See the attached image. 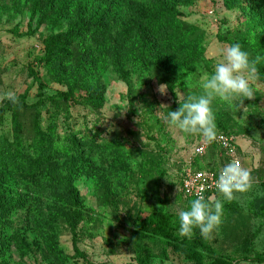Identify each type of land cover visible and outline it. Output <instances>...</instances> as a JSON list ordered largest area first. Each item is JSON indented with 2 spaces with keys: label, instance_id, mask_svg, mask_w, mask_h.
<instances>
[{
  "label": "rangeland",
  "instance_id": "obj_1",
  "mask_svg": "<svg viewBox=\"0 0 264 264\" xmlns=\"http://www.w3.org/2000/svg\"><path fill=\"white\" fill-rule=\"evenodd\" d=\"M185 1L177 0L179 18L201 37L204 56L200 63L177 65L162 54L142 65L135 47L128 60L87 74L76 70L80 48L73 42L69 64L74 71L66 68L65 78L56 80L45 67H39L48 96L68 89L85 96L89 87L102 89L103 100L96 108L82 102L36 104L37 83L29 77L28 65L44 54V38L65 30L69 23L63 20L54 28L45 20L43 13L52 8L50 0H0V105L8 92L26 104L14 113L6 112L0 120V143L3 139L12 143L15 136L29 143L38 127L43 132L53 129L54 140L60 144L73 136L103 146L100 154L88 156L80 176H69L66 159L58 158L53 160L54 176L41 171L10 172L9 182L0 179V190L8 189L11 202H16L15 208L0 215V264H56L41 232L53 237L68 256V264H139L146 257L148 264H194L161 236L140 234L134 225L152 211L170 213L175 234L194 246L195 232L190 239L178 233L176 210L191 201L180 190V175L188 167L217 165L224 157L213 147L203 157L194 156L193 148L202 137L170 129L163 115L166 106L176 110L178 100L200 92L201 77L213 71L228 46L219 37L241 34L248 18L242 11L246 0H228L237 3L233 8L226 6V0ZM120 4V10L111 9L116 18L134 23V0ZM111 23L117 33L116 20ZM249 55L254 59L264 55V50ZM160 85H167L163 94ZM252 87L254 96L244 99L238 109L218 101L212 105L217 132L222 124L242 151L251 187L224 202L221 223L211 238L198 233L204 246L195 243V247L203 264L215 257L232 259L235 264H264L252 260L256 255L264 258V82L257 76ZM68 182L79 198L75 244L70 222L76 215Z\"/></svg>",
  "mask_w": 264,
  "mask_h": 264
},
{
  "label": "trees",
  "instance_id": "obj_2",
  "mask_svg": "<svg viewBox=\"0 0 264 264\" xmlns=\"http://www.w3.org/2000/svg\"><path fill=\"white\" fill-rule=\"evenodd\" d=\"M50 2L52 8L43 13V17L46 15L45 20L54 28L60 27L63 20H67L69 24L65 30L51 33L44 38V54L28 65V75L37 83L38 106H43L49 100L69 104L82 102L96 108L100 107L103 90L98 87H89L85 96H76L71 89L57 91L52 96H48L45 92L46 85L42 81L39 67H45L56 80L65 78L66 68L74 71L69 64L70 45L73 42H77L80 48V59L76 70L87 74L95 70L101 73L111 63L128 60L133 55L135 47L138 51L137 61L142 65L150 64L153 58H162L163 55L177 65H195L203 61L204 48L201 37L195 32L194 27L180 20L177 0H134V23L120 21L111 11L122 8L118 0H114L111 5L99 4L93 0H71L69 3L67 0H50ZM130 2L132 0H126L127 4ZM192 2L193 0L185 1L187 4ZM225 2L228 8L237 6V3H230L228 0ZM246 2L247 7L242 8L248 18L245 31L236 36L229 34L219 38L228 45L239 43L242 49L250 54L259 49L264 50V0H246ZM49 11L51 12L47 14ZM112 20H116L119 28L117 33H113ZM257 69L258 77L264 82V62L257 64ZM23 107H26V104L19 96H16L15 103L8 99L2 101L0 120L6 112L14 113ZM221 128L219 132L228 134L222 124ZM68 140L67 143L60 144L54 140L53 129L43 132L38 127L34 139L29 143L25 144L16 136L12 143L3 139L0 143V179L9 182L10 172L34 174L41 171L54 176L56 169L53 160L58 158L66 159L65 165L69 170V176H80L82 170L87 168L88 156L100 154L103 146L92 140H80L73 136H69ZM68 194L76 215L70 222L75 244L74 229L78 220L79 198L72 182H68ZM15 204L16 202H11L8 189L0 190V215L5 209L15 208ZM262 209L264 210V207ZM134 227L140 234L161 236L169 246L180 251L188 260L194 264H203L201 253L196 250V244L204 246L198 234L199 230H194L197 234L194 246L190 242L181 240L175 234L170 213L161 210L152 211L136 222ZM41 237L56 264H68V256L62 253L53 237L44 232H41ZM75 252L80 254L76 246ZM147 259L148 257L140 259L139 264H148ZM252 260L264 262V258L259 255ZM210 264L235 263L229 258L215 257Z\"/></svg>",
  "mask_w": 264,
  "mask_h": 264
},
{
  "label": "clouds",
  "instance_id": "obj_3",
  "mask_svg": "<svg viewBox=\"0 0 264 264\" xmlns=\"http://www.w3.org/2000/svg\"><path fill=\"white\" fill-rule=\"evenodd\" d=\"M261 61H264V55L250 59L249 53L239 43L224 47L221 59L214 63L213 71L201 77L200 92L188 94L183 101L178 100L176 110L166 106L163 115L166 125L185 136L202 137L205 144L214 142L217 125L213 102L238 109L244 99H251L254 96L252 82L257 79V64ZM166 87L160 85L161 94ZM4 98L16 102L13 92L6 93ZM214 186L222 198H206L203 195L206 185L202 184L196 197L186 207H178L176 215L180 236L190 239L194 230L198 229L203 238H211L221 223L224 202L231 201L235 192H244L251 187L250 173L238 163H228L221 168Z\"/></svg>",
  "mask_w": 264,
  "mask_h": 264
},
{
  "label": "built area",
  "instance_id": "obj_4",
  "mask_svg": "<svg viewBox=\"0 0 264 264\" xmlns=\"http://www.w3.org/2000/svg\"><path fill=\"white\" fill-rule=\"evenodd\" d=\"M211 147L218 151L220 155H223V161L211 167L202 169L188 167L182 171L180 175V190L187 199H194L198 194L199 186L202 184L206 185L203 195L206 198L215 197L218 192L215 189L214 181L224 165L238 163L240 167L246 169L243 165L242 151L239 149L235 139L229 134L218 132L215 141L209 144H205L202 140L193 148V154L196 157H203Z\"/></svg>",
  "mask_w": 264,
  "mask_h": 264
},
{
  "label": "crops",
  "instance_id": "obj_5",
  "mask_svg": "<svg viewBox=\"0 0 264 264\" xmlns=\"http://www.w3.org/2000/svg\"><path fill=\"white\" fill-rule=\"evenodd\" d=\"M220 194L218 193L215 197H213L212 199H215L217 196H219Z\"/></svg>",
  "mask_w": 264,
  "mask_h": 264
}]
</instances>
